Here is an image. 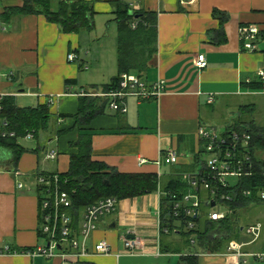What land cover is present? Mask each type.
<instances>
[{
	"label": "crops",
	"instance_id": "1",
	"mask_svg": "<svg viewBox=\"0 0 264 264\" xmlns=\"http://www.w3.org/2000/svg\"><path fill=\"white\" fill-rule=\"evenodd\" d=\"M56 1L53 8L66 0ZM84 1L94 12L92 30L63 33L43 15L6 14L21 8L23 0H0V73H14L12 81L0 78V92L13 97L18 107L19 100H30L31 105L21 108L44 105L51 116L48 131L41 134V151L35 141V147L25 150L15 171L0 170V264H176L182 256L196 257L197 264H231L234 258L227 257L226 250L202 253L191 240L196 249L186 251L180 235L161 238L159 192L118 201L113 214L100 218L85 256L44 258L24 254L47 246V240L39 236L40 195L35 179L41 173L68 172L70 156L77 153L72 145L81 130L91 131L93 161L119 173L156 174L165 182L175 174L197 169L194 159L201 151L197 136L200 127L227 131L241 117V109L250 121L258 104L264 103V0ZM115 2L155 16L156 53L141 79L148 84L162 81L164 92L157 100L128 98L125 114L114 113L106 106L104 113L88 125L74 127L73 119L60 116L78 112L79 93L101 94V87L118 74ZM249 25L259 30L254 51L243 50L239 37V28ZM108 39L109 46L100 45L89 61L88 47ZM70 53L76 55L75 62L67 61ZM199 55L207 62L201 70L194 65ZM67 81L73 83L67 86ZM250 83H260L261 89L245 87ZM231 112L237 113V118L227 121ZM58 131L65 133L57 136ZM171 150L180 156L177 165L168 160ZM52 151L56 158L47 159ZM8 156L0 151V161ZM140 160L146 162L140 164ZM242 209L248 213L244 215V219L248 216V225H260L259 237L252 244H246L249 238L245 234L233 241L246 244L242 247L245 254L264 253V203ZM122 238L139 241L136 255L124 253ZM100 241L110 245V253L92 251ZM6 246L15 254H1ZM242 260L243 264H264L263 259L251 256Z\"/></svg>",
	"mask_w": 264,
	"mask_h": 264
},
{
	"label": "trees",
	"instance_id": "2",
	"mask_svg": "<svg viewBox=\"0 0 264 264\" xmlns=\"http://www.w3.org/2000/svg\"><path fill=\"white\" fill-rule=\"evenodd\" d=\"M114 6L118 27V74L108 85L101 87L102 93L114 88L123 74L135 75L138 78L143 77L151 66L156 53L157 29L155 16L145 14L143 11H134L129 4L124 2H115ZM93 13L91 4L84 0L60 1L54 8L51 0H23L21 8L6 12L9 16L43 15L47 21L56 24L63 33H77L81 30L91 31L93 28ZM213 15L217 16L218 13L214 11ZM133 22L136 24L135 28L131 26ZM72 83L67 81L66 85ZM245 87L260 90L261 84L250 83L246 84ZM106 106L107 100L105 98L81 96L78 112L75 115H61L60 118L73 119L74 127L80 128L88 125L92 119L102 115ZM2 107L0 118L8 122V131L14 132L15 136L12 138L0 137V151L9 155L5 161H0V170L11 169L13 172L17 169L21 156L26 152L18 141L31 132L33 139L39 143L38 150L41 151V134L48 131L51 116L46 106L21 108L16 105L14 98L11 96L3 98ZM243 112L241 109V117L227 131L242 132L247 130L251 135L255 174L250 178L242 179L240 187L243 190L251 191L252 196L249 198L239 197L233 203L225 204L224 206L230 212L223 219L212 221L208 218L207 212L200 211L198 217L191 218L192 222L195 223V229L187 230L183 221L176 227L175 220L169 216L170 204L181 200L189 190L181 178L175 174L169 177L167 181L161 182L156 174L119 173L104 163L93 161L91 157V131L81 130L78 141L72 145L77 148V153L70 156L68 172L58 174L62 181L61 190L69 195L70 204L64 211L71 217L72 225L78 228L84 210L101 199L112 197L120 201L159 192L161 238L178 234L182 237L184 243L189 246L191 235H195L196 240L192 241L202 253H223L229 242L239 235L241 227L238 224V210L252 203H264V201L256 198L257 191L264 189V176L261 174L264 171V126L256 124L253 120L248 121L246 119L247 113L244 114ZM64 133L65 131H58L57 136ZM200 152L194 159L196 163L200 158ZM64 180H66L65 184L63 183ZM202 208L207 207L202 203L200 210ZM164 230H167V233H164ZM39 236L42 237L40 231ZM176 264H197V258L182 256Z\"/></svg>",
	"mask_w": 264,
	"mask_h": 264
},
{
	"label": "built area",
	"instance_id": "3",
	"mask_svg": "<svg viewBox=\"0 0 264 264\" xmlns=\"http://www.w3.org/2000/svg\"><path fill=\"white\" fill-rule=\"evenodd\" d=\"M135 28L136 24H131ZM259 30L257 26L249 25L239 28V37L243 50L254 51V42L257 40ZM77 57L70 53L67 55L68 62H75ZM199 70L206 68L207 62L203 55H199L194 63ZM262 77V73H260ZM7 81L14 78L13 72L0 73V78ZM164 92V83L156 81L148 84L135 75L123 74L119 83L106 93L89 94L80 92L79 96L101 97L107 100V107L114 113L125 114L127 112L125 101L128 98H135L138 101L157 100ZM6 95L0 92V115L2 113V100ZM51 102V100H50ZM209 102H213L212 97ZM9 124L5 119L0 118V137L12 138L14 132L8 131ZM197 136L201 142V152L199 156L206 155L207 159L198 158V167L194 172L176 174L189 188L188 192L181 200L170 204L169 216L179 225L185 222L187 230L195 229V223L191 218L200 215V206L203 203L207 208L214 209L218 206L224 208L223 211L212 210L208 213V218L212 221L223 219L230 210L225 204L233 203L239 197L249 198L251 191L243 190L240 182L244 178L254 176V165L251 145V135L247 130L242 132L230 130L221 132L214 127H200ZM26 139H33L31 132L25 135ZM55 152L47 153V159H55ZM168 160L172 165H177L179 154L175 151H168ZM264 159V157H263ZM140 160L139 163H145ZM264 176V171L261 173ZM159 178V175H158ZM230 180H234L232 185ZM36 186L40 195V233L47 240V246H37L33 250L24 252L29 256H39L44 258H66L68 256L82 257L88 252L87 242L96 230L100 218L111 215L115 212L118 201L108 197L97 201L87 207L82 213L78 228L72 225L71 217L64 211L70 204L69 195L61 190V179L58 174L42 175L38 174ZM66 183V180L63 182ZM22 185L18 184V188ZM160 194V193H159ZM256 198L264 201V189L258 190ZM214 204L212 207L211 204ZM159 217V214H158ZM243 231L251 237L248 243H254L260 233V225H248ZM167 233V230H164ZM193 243V242H192ZM246 244L231 241L226 247V256L233 257L231 264L245 263L242 258L254 257L264 260V253L245 254L242 247ZM124 253L136 255L140 243L138 240L122 238ZM110 245L105 241H100L93 245L92 251L95 254L110 253ZM1 254H15L9 247H4Z\"/></svg>",
	"mask_w": 264,
	"mask_h": 264
},
{
	"label": "rangeland",
	"instance_id": "4",
	"mask_svg": "<svg viewBox=\"0 0 264 264\" xmlns=\"http://www.w3.org/2000/svg\"><path fill=\"white\" fill-rule=\"evenodd\" d=\"M52 2L56 3L57 1L56 0H52ZM100 43H99V45L98 44L97 45L91 44L90 47H88V49L90 50V57L88 59L89 61L90 60L92 61V59L94 58L95 52L98 51L97 48H99L100 45H105V47H107V44H108V46H109V39H108V41L107 40L106 41L102 40V42H100ZM88 60H86V61H88ZM29 102H30V100L21 99V100L18 101V105L21 106V107L29 106V105H31ZM236 118H237V113L231 112L229 114V116L227 115V121H234ZM253 118L255 119L256 123L259 122L260 125L264 124V103L263 104L262 103L258 104V108L253 113ZM221 124H224V122L221 123ZM219 130L221 132H224L222 129H219ZM18 143L25 150H31V148L35 147V145H36V142H35L34 139H26V138L20 139L18 141ZM200 158H201V160L202 159L206 160L207 156L206 155H202ZM230 183H232V185H233L235 183V181L234 180H230ZM212 210L223 211L224 212V208H222L220 206H218L217 208H214V209L202 208L200 211L201 212L205 211V212L209 213ZM245 213L248 215L247 211L243 210L242 208L238 210V224H239L240 227H244V228H246L247 225H248V223L246 222V220L248 219V216H247V218L245 217V219H244ZM238 234L239 235L245 234L247 236V238H249V240L251 239V237L248 236L244 231L243 232L240 231ZM179 238L182 239L181 236H179ZM190 239L195 241L196 240V236L195 235H191ZM235 239H237V238H235ZM183 242H184V240H183ZM184 245L187 247L186 251H191L193 249H196V247L191 245V244L189 246H187L184 243ZM172 262L175 263L176 259H173Z\"/></svg>",
	"mask_w": 264,
	"mask_h": 264
},
{
	"label": "water",
	"instance_id": "5",
	"mask_svg": "<svg viewBox=\"0 0 264 264\" xmlns=\"http://www.w3.org/2000/svg\"><path fill=\"white\" fill-rule=\"evenodd\" d=\"M211 206L213 207V206H214V204L212 203V204H211Z\"/></svg>",
	"mask_w": 264,
	"mask_h": 264
}]
</instances>
